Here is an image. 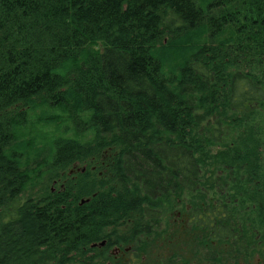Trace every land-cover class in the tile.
<instances>
[{
  "label": "trees",
  "instance_id": "16d2710c",
  "mask_svg": "<svg viewBox=\"0 0 264 264\" xmlns=\"http://www.w3.org/2000/svg\"><path fill=\"white\" fill-rule=\"evenodd\" d=\"M240 82L256 95L237 106ZM37 106L66 132L21 139ZM49 140L48 182L103 172L23 199ZM181 197L264 264V0H0V264H86L108 206L148 220Z\"/></svg>",
  "mask_w": 264,
  "mask_h": 264
},
{
  "label": "flooded vegetation",
  "instance_id": "af4514ba",
  "mask_svg": "<svg viewBox=\"0 0 264 264\" xmlns=\"http://www.w3.org/2000/svg\"><path fill=\"white\" fill-rule=\"evenodd\" d=\"M86 169L87 166L79 169L75 163L68 171V175L73 177L71 188L78 186L77 172H84ZM91 169L95 170L96 166L91 165ZM106 177L108 174L105 173ZM59 180L61 179L53 183L56 185ZM68 183L63 180L59 183L61 190L57 191L52 187V193L65 191ZM108 216L110 230L103 238L90 243L89 251L86 250L83 258L86 259V264H261L262 261L261 256L250 248L247 253L241 250L245 242L243 243V237L239 233L228 234L225 228H221L223 238L215 240L211 236L213 229L209 227L205 230L196 228L193 230L191 215L187 218V224H190L192 230H189L188 237L186 236L190 245L185 249H180L178 246L180 237L177 232H154L155 229L160 228V216L136 221L116 214L117 218L114 219L110 206H108ZM205 216H209V213L206 212ZM250 235L251 233L246 235L248 247H250ZM204 237H206L205 242ZM202 241L204 244L200 245L199 242ZM252 246L254 248L255 245Z\"/></svg>",
  "mask_w": 264,
  "mask_h": 264
},
{
  "label": "rangeland",
  "instance_id": "374dc122",
  "mask_svg": "<svg viewBox=\"0 0 264 264\" xmlns=\"http://www.w3.org/2000/svg\"><path fill=\"white\" fill-rule=\"evenodd\" d=\"M236 89H235V93H234V100H235V104L241 105L244 100H248L250 98L254 99L255 95L251 94V89L249 87H247L245 82H240L237 83L235 85ZM15 109V108H13ZM43 107H36L34 110H32L33 112L32 114H35V119H33V121H23L22 122V126L24 125V127L21 128V139H26L29 141V143L33 142V139L35 141V138L37 140L41 139L44 140L45 136L48 135V137H55L56 134L60 135L66 132V128L64 126H61V129L59 132H55V127H50V125L48 123H43L38 119V115L41 114ZM48 110H51V113H57L56 110H53L52 108H47ZM25 110V109H24ZM23 109H21V112L24 111ZM20 110L15 109L14 113L12 115H16L19 113ZM62 120H58L57 123L58 125H62L61 124ZM49 126V127H48ZM24 128V129H23ZM86 131V130H85ZM81 132V134H88L86 132ZM20 133V134H21ZM50 142L47 143V145L45 147H43L44 144H40L37 143L36 144V150L35 148L33 151H31V153H28V157L25 158L27 164V169H29L30 171V182L28 183L26 189H24L23 193H22V197L23 199L28 198L29 196H36L37 194H42L43 192L52 189V187L55 188V190L60 191V182H62L63 180L67 181L68 178L63 177L61 180L58 181V184H54L53 181L48 182V178L51 175L50 172H52L50 170V172L48 171V167L49 166H41V162L44 161L45 158L49 157V155L51 154V150H52V146H53V142L51 140H49ZM42 142V141H41ZM54 147V146H53ZM104 156H109V152H104ZM103 160L105 161L104 157ZM78 168L81 169L84 166H87V168H89V171L91 169V166L89 167V163H85V162H77L76 163ZM74 166V164L70 167H68L67 169V177L69 176V179L73 178L70 175H68V171ZM87 170V169H86ZM92 170V169H91ZM92 171H96L98 174L103 172V168L101 169L99 166L96 167L95 170ZM104 171H106V167H104ZM81 172H77L76 176L78 177V175ZM53 174V172H52ZM51 180V179H50ZM80 181L76 180V183H78V186H75L73 189L74 191H77L76 188H79L80 185ZM73 186V184L71 183V185L67 184L66 185V189L67 187ZM52 192V191H51ZM172 198V197H171ZM86 200V198L82 197L80 200V204L82 203V200ZM88 199V198H87ZM192 208V203L189 201L188 198L186 197H181L180 199H172L170 201H165L163 204V207L160 208V220H161V225L160 228H157L154 230V232H177L179 235V243L178 246L180 249H185L188 245L189 242L187 241V237L188 234L187 232L189 230H192V227L188 226L187 224V218H190V210ZM159 229V230H158ZM195 228L193 227V230ZM187 236V237H186ZM204 242L206 241V237L203 238ZM199 242L200 245H203L204 243ZM195 245L196 241H195ZM203 247V246H202ZM254 260V259H253Z\"/></svg>",
  "mask_w": 264,
  "mask_h": 264
},
{
  "label": "water",
  "instance_id": "95a60500",
  "mask_svg": "<svg viewBox=\"0 0 264 264\" xmlns=\"http://www.w3.org/2000/svg\"><path fill=\"white\" fill-rule=\"evenodd\" d=\"M85 201H88V199H86V200L83 199V200H82V203L85 202Z\"/></svg>",
  "mask_w": 264,
  "mask_h": 264
}]
</instances>
